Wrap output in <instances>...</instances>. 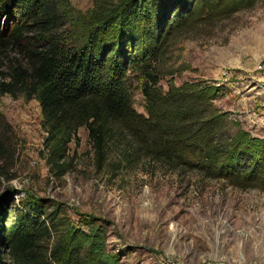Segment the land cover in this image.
Returning a JSON list of instances; mask_svg holds the SVG:
<instances>
[{
    "label": "trees",
    "instance_id": "16d2710c",
    "mask_svg": "<svg viewBox=\"0 0 264 264\" xmlns=\"http://www.w3.org/2000/svg\"><path fill=\"white\" fill-rule=\"evenodd\" d=\"M254 1L93 0L83 12L70 0H0V60H8L0 96L38 101L42 151L59 175L84 127L97 172L114 153L116 169L147 160L264 189V137L215 105L225 88L198 78L169 80L164 88L158 69L175 32L222 20ZM136 81L144 113L133 105ZM10 208L0 204V264H120L100 225H74L57 204L32 194Z\"/></svg>",
    "mask_w": 264,
    "mask_h": 264
},
{
    "label": "rangeland",
    "instance_id": "374dc122",
    "mask_svg": "<svg viewBox=\"0 0 264 264\" xmlns=\"http://www.w3.org/2000/svg\"><path fill=\"white\" fill-rule=\"evenodd\" d=\"M70 1L83 12L93 5ZM7 64L0 60V71ZM158 64L164 88L169 80L178 85L197 78L222 85L215 105L229 121L264 137V0L175 32ZM140 83L133 105L144 113ZM41 120L37 100L0 96L1 205L13 208L32 194L57 204L74 225L86 229L83 221L94 222L105 229L107 249L120 264H264L263 188H239L147 160L116 169L114 153L97 172L84 127L78 144H69L59 175L44 158Z\"/></svg>",
    "mask_w": 264,
    "mask_h": 264
},
{
    "label": "built area",
    "instance_id": "2783aa9c",
    "mask_svg": "<svg viewBox=\"0 0 264 264\" xmlns=\"http://www.w3.org/2000/svg\"><path fill=\"white\" fill-rule=\"evenodd\" d=\"M205 264H230V263H224V262H218V261L215 262L214 261V262H208V263H205ZM251 264H257V263H251Z\"/></svg>",
    "mask_w": 264,
    "mask_h": 264
}]
</instances>
